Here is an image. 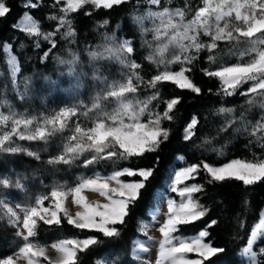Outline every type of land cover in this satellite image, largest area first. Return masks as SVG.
I'll return each mask as SVG.
<instances>
[{"label": "snow or ice", "instance_id": "6c2138e0", "mask_svg": "<svg viewBox=\"0 0 264 264\" xmlns=\"http://www.w3.org/2000/svg\"><path fill=\"white\" fill-rule=\"evenodd\" d=\"M128 4L133 5L131 25L139 32L141 46L148 50L144 59L155 67V72L145 79L139 71L143 65L132 58L136 53L133 39H121L110 29V19L97 20L95 30L99 32L100 43L84 48L90 72L83 69L85 61L78 51L69 49L67 58L57 57L58 64L68 68L73 92L97 87L90 102L78 100L51 114L31 115L17 112L8 100L7 87L0 89V154H23L58 171L60 165L88 168L103 161H130L158 153L171 135V129L165 127L164 122L175 119L174 112L182 100L180 96L163 98L160 86L171 84L182 91L202 95L203 89L190 73L203 52L207 53L208 67L200 70L208 78L219 81L216 94L227 97L239 94L247 97L249 111L254 107L261 110L259 119L248 121L243 112L236 117L235 108L216 109L217 114L224 117L218 132H227L235 125V132L250 137L249 144L264 149V0H201V6L195 9L191 19L186 18L190 10L188 0L183 7L175 9L164 6L162 0H52L58 14L50 15L48 19L56 21L54 31H43L29 12H24L22 21L14 27L35 38L37 49L41 48V41L49 45L41 57L44 62L58 48L59 40L69 45L78 44L75 14L82 13L91 18L101 10L112 11ZM145 6L146 11H140ZM25 7L37 9L40 0H26ZM11 10L6 0H0V20L7 18ZM100 29L107 31L100 32ZM149 34L151 40L147 39ZM202 37L208 39L205 41ZM221 43L228 46L226 55L235 57V62H228L220 55ZM0 49L6 54L13 90L21 101L30 99L32 78L25 77L24 91H19L17 76L21 66L17 56L12 54L10 43L0 44ZM113 64L120 66L121 78L118 80L109 79ZM174 66L178 68L174 69ZM61 75L65 73L61 72ZM43 79L49 82L50 88L59 87L57 81L49 77ZM244 85L248 87L245 89ZM141 89L151 90L150 94L141 98ZM160 103L164 105L162 111L157 110ZM81 117L87 125L80 123ZM198 124V118L191 117L183 129L185 141L197 135ZM57 137L61 138L59 151L43 160L41 151H47L46 146ZM21 142L43 144L45 148L33 150ZM203 143L208 145L212 140L205 137ZM212 150L223 155L222 148ZM158 164L157 156L151 166L113 168L108 175L98 172L91 176L79 175L73 184L45 185L49 191L31 197L28 203H17L15 209L7 202L12 195L10 190L27 192L25 181L32 177L18 174L12 179L0 174V221H6V226L15 230L13 235L20 241L12 255L0 258V264H20L21 261L23 264H80V254L103 244L101 237L120 239L122 232L117 226L126 225ZM201 171L206 173L209 184L237 181L247 188L264 183V156L254 155L251 160L233 159L222 166L201 161L175 171L170 190L181 199L179 203L167 199V213L158 228L160 240L148 236V224L141 222L139 230L147 236L148 242L158 247L154 261L143 259L139 254L149 252L147 242L133 241L132 254L137 264H228L227 248L208 239L209 229L218 224L217 220H210L190 238L177 235L181 226L202 220L210 211L195 198V194L205 190L204 186L185 183L195 180ZM86 192L96 193L106 202L90 201ZM154 199H157L155 190L143 208L150 210ZM69 201L78 209L75 214L67 206ZM244 203L246 205L248 201ZM158 215V209L153 211L152 220L155 221ZM65 222L91 234L82 238H57L48 244L35 239L41 225L59 228ZM240 227H244L243 221ZM261 245H264V211L239 249L246 264H264V246ZM49 248L55 252L54 257L49 255ZM190 254H194V258ZM95 264L106 262L97 259ZM110 264H118V260H112Z\"/></svg>", "mask_w": 264, "mask_h": 264}, {"label": "trees", "instance_id": "16d2710c", "mask_svg": "<svg viewBox=\"0 0 264 264\" xmlns=\"http://www.w3.org/2000/svg\"><path fill=\"white\" fill-rule=\"evenodd\" d=\"M25 2L26 0H6L12 10L7 18L0 20V44L10 43L12 45V54L17 56L21 66V72L18 76L19 84H22L25 77H31L33 80H39L40 82L44 80V77H49L51 80L56 79V69L59 66L57 57L64 58L69 49L80 52L82 60H85L84 48L86 46L95 47L100 43L101 38L99 32L95 30V23L97 20L104 18L112 21L109 27L120 38L131 37L133 39L136 47L133 59L143 65V68L139 71L145 79L155 72L154 67L144 59L145 55L140 45L139 32L131 25L132 4L120 6L112 11L101 10L91 18L84 16L82 13L75 14L78 44L69 45L65 41L59 40L58 48L53 50L47 61L42 62V54L48 50L49 45L41 41V48L37 49L35 47L36 39L30 38L19 31L14 27V24H17L24 12H29L39 22L43 31H54L56 21H51L48 17L57 15V9L52 6V0H40V7L34 10L26 8ZM162 3L166 7L175 9L176 7H183L185 0H162ZM188 3L190 10L187 12V19L192 17L198 6H201V0H188ZM99 31L107 30L100 29ZM206 60L207 53H201V59L196 62L194 70L190 73L194 82L203 89L202 95L197 96L191 92L182 91L171 84L160 86L163 98L180 96L182 100L174 112L175 119L172 122H164V126L171 129V135L158 153L146 154L145 157L133 158L130 161H118L116 163L103 161L92 166L90 173L98 172L102 175H108L113 168L151 166L155 157H159L157 171L148 188L143 191L141 199L137 202L136 208L128 218L126 225L117 226L121 228V238L111 240L101 237L104 240L103 244L90 249L87 253L80 254V264H95L97 259H105L109 262L118 260V264H137V261L130 256L132 242L138 237L140 222L149 220V211L155 207L157 199L152 200L150 210H145L143 205L150 199L153 190L157 195L162 192L166 197L176 198V195L167 189V182L171 168H180V165L175 162L178 156L183 158L185 166L198 164L201 161L214 166H222L233 159L251 160L254 155L256 157L264 156V149L254 143L249 144L250 137L247 134L234 131L235 125L233 129H229L227 132H218V129L224 123V117L216 112V109L220 107L235 108V116L239 117L243 112L248 121H255L256 118L252 115L253 112L246 111L244 96L237 94L227 97L216 94L219 90V81L208 78L200 70L207 67ZM0 73H3V75H0V89L7 87V97H14L6 65V56L2 49H0ZM209 89L212 91L209 92ZM50 102L51 99L47 104H50V106L42 109L43 114H51L60 108L51 105ZM160 110L162 111L163 107ZM193 116L199 120L197 135L192 140L185 141L183 139V129ZM80 123L87 125L88 122L81 117ZM205 137L211 139L212 143L205 145L203 143ZM213 148H222L223 155H218L212 150ZM21 161L28 163L29 167L35 163L33 159L30 160L25 157H22ZM51 170L53 171L52 168ZM121 179L131 180L135 178L122 177ZM207 179L206 173L201 171L195 180L186 181V183H197L204 186L205 190L195 194V198L210 209L208 215L191 225L181 226V230L177 235L192 237L198 234L210 220L215 219L218 224L209 229L210 237L208 239L215 245L227 248L228 264H245L239 255V249L246 242L250 229L259 222V214L264 211V183L245 188L241 182L237 181L209 184ZM245 200L248 201L246 205ZM241 221L244 223L243 228L240 227ZM9 232L12 233V238H14L13 230L8 228L6 224L0 223V258H6L7 255H12L16 250L17 241L10 237ZM90 234L87 231H79L65 222L59 228L55 226L49 228L41 225L35 239L42 244H48L57 238H82Z\"/></svg>", "mask_w": 264, "mask_h": 264}, {"label": "rangeland", "instance_id": "374dc122", "mask_svg": "<svg viewBox=\"0 0 264 264\" xmlns=\"http://www.w3.org/2000/svg\"><path fill=\"white\" fill-rule=\"evenodd\" d=\"M140 11H146V6H145V8L140 9ZM191 18H189V19H191ZM22 19H23V16L20 18V20L17 22V24H19L22 21ZM149 26H151V25L149 24ZM151 38H152L151 34H149L147 36V39L151 40ZM121 39H123V37ZM202 39H204L206 41L208 38L202 37ZM139 40H140V45H141L142 44L141 38ZM220 46H221L220 52H222V53H220V55L223 56V58L225 60H227L228 62H235V57H229L226 55L228 46L223 44V43H221ZM142 50H143L144 55H147L148 50L144 47H142ZM5 56H6V54H5ZM64 58H67V54H65ZM84 61H85V63H84V65H82L83 69L85 71L90 72V69H88V67H87V58ZM206 65L208 67L207 60H206ZM110 67L112 68V72L109 75V79L110 80L120 79L121 78L120 66L113 64V65H110ZM176 68H178V66H174V69H176ZM154 70H155V67H154ZM67 71H68L67 66H63V65H59L58 68L56 69V76H55L56 79H54V80L57 81V83L59 85V87H57V88H50L49 82L46 80H42L40 82L39 80L35 81L32 79V86L29 90V96L31 97L30 99H28L26 101H21L19 96L17 95L16 91H14L12 88L14 97L11 96L10 98H8V100L10 101V103L13 105L14 109L17 112H21V113L27 112L31 115L43 114L42 109L46 108L47 106H50V104L47 105L49 103V99H51V102H50V103H52L51 105L59 106V107H63L66 104H74L78 100H82L85 103H89L90 97L95 93V91L97 90V87L89 86V87L80 89L78 93L73 92L70 89V85L72 83V78L67 75ZM61 72L65 73V75L62 76ZM18 76H19V74H18ZM18 76H17L18 89H19V91L23 92L24 91V80H23L22 84L21 83L19 84ZM9 77H10V74H9ZM10 81H11V78H10ZM247 87H248V85H244L245 89ZM150 91L151 90L141 89V91H140L141 98L149 95ZM48 95H50V96H48ZM245 99H247V97H245ZM245 106H246L247 112H249V113L253 112L254 114H252V115L256 119H259V116L261 115V110L259 108L254 107L249 111L248 105L246 104V100H245ZM162 107H164V105L162 103H160L157 106V110L161 111L160 109ZM255 114H256V116H255ZM21 143H24L26 147H30L33 150H39V149L45 148V145H43V144L29 143V142H21ZM60 146H61V138L57 137L49 145L46 146L47 151H41V156H42L43 160L46 161L49 158V156L55 155L59 151ZM22 157H25V158L30 159V160L32 159V158L27 157L26 155H23V154H20V155L1 154V158H0V174H2L4 176H9L12 179H15L18 174L27 175V176L32 177L31 179L25 181V183L28 186L27 192H19L15 189L10 190L12 195L8 197L7 202L14 209H15V206L17 203H28V201L31 197L38 195L40 193H45V192L49 191V189L47 187H45V185H52L56 182H59V183L67 182L68 184H73L76 180V177L79 175L91 176L94 174V173H90L92 166H89L88 168H83V167H78V166L68 167V166L60 165V166H58V168H59L58 171L54 170V169L52 171L51 168L48 167L46 164L38 163L37 161L34 160L35 163L31 164V166L29 167L28 163H26V162L24 163L23 161H21ZM181 158H182L181 156H178L175 160V162L180 165L179 166L180 168H177V167L171 168L169 180L167 182V189L170 192H172L170 190V183H171L172 175L174 174L175 171H179L181 168L186 167L184 165L183 158L182 159ZM33 173H35V175H33ZM41 181H43V183H41ZM183 186L184 185H180V187H183ZM172 193L174 195H176V198L166 197L162 192H160L157 195V203H156L155 207L149 211V220L143 222V223L148 224L147 235L154 237L156 241H158L162 238L159 231H158V228L163 223V220L165 219V214L167 213V205H166L167 199H169V198L173 199V200L177 201V203H179V201L181 199L177 195V193H175V192H172ZM85 194L88 196L90 201H97L98 200L101 203L106 202L103 200L102 197H100L96 193L86 192ZM67 206L69 207L70 211L73 214H75V212L78 210L75 206L71 205L70 201L68 202ZM157 209L159 210V215L157 216L156 220L153 221L151 218V213L153 211H156ZM17 211H18V209H17ZM0 223L6 224V221H0ZM140 227H141V222H140L139 229H140ZM10 229L13 230V232L15 231L12 228H10ZM139 229H138V237L135 238L133 241L139 240L142 242H147L146 246L149 247L148 253H140L139 255L143 259H150V260L154 261L156 254H157V247L158 246L153 242H148L147 236H145L144 233L142 231H140ZM9 234H10V237L12 238V233L9 232ZM186 238H190V237H186ZM12 239L17 241V245L20 243V241L18 239H16L15 237ZM132 247H133V242H132ZM48 253L50 256H53V257L56 255L55 252L50 248L48 249ZM190 255L194 258V254H190ZM130 256L133 260H135L133 254H132V248H131ZM242 259L244 260V262L246 264L245 258H242ZM101 261H105L106 264H110V262L108 260L101 259ZM20 264H23V261H21Z\"/></svg>", "mask_w": 264, "mask_h": 264}]
</instances>
